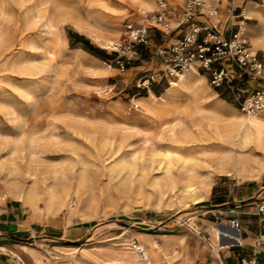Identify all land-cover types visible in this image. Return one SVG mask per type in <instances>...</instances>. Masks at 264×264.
I'll return each mask as SVG.
<instances>
[{
    "label": "rangeland",
    "instance_id": "1",
    "mask_svg": "<svg viewBox=\"0 0 264 264\" xmlns=\"http://www.w3.org/2000/svg\"><path fill=\"white\" fill-rule=\"evenodd\" d=\"M154 1L151 11L138 13L133 0H45L46 4L44 0H0V219L16 207V211L24 210V222L47 221L35 206L9 193L11 183L27 188L36 178L34 184L54 186L63 192L65 205L52 219L83 228L78 247L98 243L118 246L123 241L133 245L138 239L131 236L132 230L155 232L163 227L160 232L205 236V243H212L215 250L218 245L213 225L220 220L208 222L206 219L211 217L206 210L211 204L230 200L238 187L264 183V174L245 179L234 171L228 175L214 171L212 188L200 202H194L191 195L165 191L164 179L161 186L153 183L154 176L163 173L157 161H151L153 142L166 144L173 157L178 153L200 155L208 143L201 138L197 125L191 124L192 119L188 121L192 134L186 135V128L178 127L180 140L171 138L168 131L172 116L154 117L149 123L141 121L143 100L150 92L165 94L180 79L145 81L146 74L160 73L162 58L158 49L176 37V30L157 26L150 18L160 8ZM166 1L168 20L174 26L186 0ZM248 1H224L228 4L224 18L229 17L231 28L245 18L242 13ZM252 1L264 11V0ZM245 21V32L255 47L251 37L260 28L259 17ZM127 22L149 25L150 38L147 45H138L139 53L122 70L118 53L112 48L125 38ZM97 32L116 40L110 47L95 37ZM255 48L264 52V48ZM195 73L205 81L210 99L244 114L228 89L214 87L203 72ZM134 102H139V108L130 109ZM135 150L140 152L134 172L117 164ZM70 202L85 213L84 217L76 212L68 219ZM174 255L169 259L175 260L179 252ZM135 256L136 264H142L139 255Z\"/></svg>",
    "mask_w": 264,
    "mask_h": 264
},
{
    "label": "bare ground",
    "instance_id": "2",
    "mask_svg": "<svg viewBox=\"0 0 264 264\" xmlns=\"http://www.w3.org/2000/svg\"><path fill=\"white\" fill-rule=\"evenodd\" d=\"M133 1H134L133 5L136 6V10L138 11V13L149 12L154 8L155 5L154 0H133ZM47 3L50 5L49 2ZM242 15L245 18H249V19H253V16L259 17L260 28L256 30L255 34H253L251 38L253 40L255 47L263 49L264 48V11L258 9L257 6H248L243 11ZM242 28L244 29L243 22H242ZM245 28H247V24L245 25ZM102 32H104V30ZM102 32H97L99 34H97L95 37L98 38L101 42H104L111 47L116 39L111 38V36L104 37L100 35V33ZM195 72L187 71L184 74H182L179 81L174 85H172L170 88H168L165 94L163 93L162 95H158L153 91H151L148 99L143 100V104L145 105V112L143 116L145 117V119L143 117V120L141 119V121L144 123H149L151 122V119H153L154 117L172 116V118L168 120V125H167L171 138L175 140H180L179 138L180 135L178 132V127L180 126L186 128L185 130L186 135L192 134L190 127L191 124H194L197 125L201 138H203L204 140H208V143H206L205 145L206 148H204L201 151L200 155L194 153H189V154L178 153L175 157L172 156L173 151L169 149L166 144L161 143L159 140H158L159 143L157 142L152 143L153 157L151 161L153 162L157 161V167L163 170L162 174L158 172L160 175L154 176L153 183L156 185H160L161 181L164 179L163 183L164 186L166 187L165 191H172L173 193L178 192L182 196L191 195L193 196L194 202H200L204 200L206 193H209L212 188L214 171L219 173H226L227 175L231 174L234 171L237 173V175L240 178H245L249 176L250 177L254 176L255 178V177H260L262 174H264V116L261 114H248V113L237 114L224 103H221L220 101L214 99H210V95L206 87L207 85H205V81L203 82L202 81L203 79L199 77L201 75ZM190 119H192L191 124L188 122ZM142 131L147 133L146 129H143ZM159 139L162 140L164 139V137L160 136ZM138 152L140 151H136V150L133 151L129 158L128 156L124 155V157L121 158V160H119L117 164L125 168L127 166L129 167V170L131 172H134L139 165V162L137 161ZM83 165L84 164L82 163V166ZM140 174L141 173H139V176ZM75 180L78 179L76 178ZM35 182H36V178L34 180V183ZM121 182L123 181L121 180ZM34 183L27 188L24 187L25 185L22 186L23 184L21 185L18 183H11L9 193L13 194L14 196H17L24 203H28L30 205L35 206L39 210V212L45 214V216L55 215L59 213L63 209V206L65 205L64 199L66 197H64L63 192H61L59 189L55 188L54 186L42 188ZM66 183L67 182H65V184ZM138 188H142V187H138ZM92 192L93 190L91 191V194ZM89 196H90V192H89ZM91 197L93 198L94 196ZM41 202H43V205L41 204ZM76 212H79V215H81V217H84L85 215L84 212H82L81 210L80 211L77 210L75 206H73V204H71L70 202L68 205V211L66 212L68 219H71V217ZM127 228L130 230L129 226ZM131 232H132L131 236L135 235V237H137L138 240L139 239L141 240V241L139 240V242L140 244L143 245V247L147 251L152 264H174L173 263L174 260L169 259V257H171L172 255H170L168 248L160 244L158 240L159 234H155L147 231H140V230L139 231L132 230ZM212 234L214 241L218 245V247L215 250H218L221 243H223L222 234H225L231 238L237 237V234L233 231V229H231L230 227H228L226 224L223 223L218 224L216 226L213 225ZM175 237L179 238L181 242L184 241L183 235H175ZM123 244L134 248L133 245H130V243L127 241H125ZM99 248H100L99 243L94 244V246L89 248L82 246L81 248H78L77 250L73 251L70 257L73 260H75L76 264H89L88 263L89 258L102 259L101 256L97 254V250ZM176 252L178 253L177 250L175 251V253ZM50 257H51L50 255L46 256L48 261L50 260ZM37 259L39 261H42L43 254L39 253Z\"/></svg>",
    "mask_w": 264,
    "mask_h": 264
},
{
    "label": "crops",
    "instance_id": "3",
    "mask_svg": "<svg viewBox=\"0 0 264 264\" xmlns=\"http://www.w3.org/2000/svg\"><path fill=\"white\" fill-rule=\"evenodd\" d=\"M224 1L230 2V0L222 1L219 16H215L214 19L219 18L221 28L228 36L229 17L224 18L228 15L226 9L228 4ZM254 2L249 0L245 9L248 6H255ZM245 19L240 20V23L243 22L244 30L247 29ZM230 29L232 32L231 27ZM175 35L173 41L166 45L177 41L181 36L180 31L176 30ZM261 198H264V183L247 184L238 187L230 200L211 204L206 210L211 217L206 219L208 222H216L222 217L223 224L233 229L240 240L236 242L223 234V243L218 250H214L212 243L211 246L207 245L205 236L200 234L196 238L195 234L190 235L188 232L177 233L173 230L160 232L163 227L158 226L155 232L151 233L160 235L158 240L161 245L168 248L170 255H174L176 250L179 252V256L173 261L174 264H235L242 258H251L255 264H264V214L259 213L256 207V203ZM14 208L16 207H11L8 215L0 219V264H76L70 255L81 248L77 245L78 235L83 232L80 225H63L52 219L56 215L46 216L48 218L46 222L39 220L24 222V210L16 211ZM234 217L240 221L239 230H235L230 225V220ZM175 235H184L185 240L181 242ZM124 242L122 246L100 244L97 254L102 259L89 258L88 263L136 264L137 252L134 248L123 244ZM39 253L43 254L42 261L37 259ZM47 255L51 256L49 261Z\"/></svg>",
    "mask_w": 264,
    "mask_h": 264
},
{
    "label": "built area",
    "instance_id": "4",
    "mask_svg": "<svg viewBox=\"0 0 264 264\" xmlns=\"http://www.w3.org/2000/svg\"><path fill=\"white\" fill-rule=\"evenodd\" d=\"M157 1L160 8L150 18L157 26L169 31L179 30L181 36L158 49L157 54L162 58L160 73L146 74L145 81L180 78L187 71L203 72L214 87H225L233 94L241 111L264 116V52L252 45L240 22L232 24L235 28L232 27L230 35L224 34L219 18L214 19L219 16L223 0H186L174 26L168 20L167 1ZM235 16L237 14H233ZM149 27L144 23L127 22L124 25L125 38L112 48L118 53L117 62L122 70L139 53L138 45L148 44ZM139 106V102H134L130 109ZM256 207L259 213L264 214V198L256 203ZM230 225L239 230V219L231 218ZM232 239L240 242L239 237ZM133 247L142 264H152L140 242L134 240ZM235 264L255 262L251 258H242Z\"/></svg>",
    "mask_w": 264,
    "mask_h": 264
}]
</instances>
